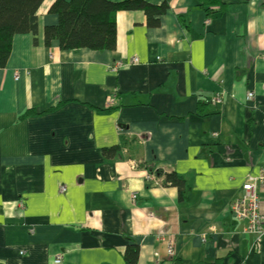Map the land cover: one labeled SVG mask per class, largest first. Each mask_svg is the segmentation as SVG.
<instances>
[{"label": "crops", "instance_id": "0c3cea01", "mask_svg": "<svg viewBox=\"0 0 264 264\" xmlns=\"http://www.w3.org/2000/svg\"><path fill=\"white\" fill-rule=\"evenodd\" d=\"M54 1L0 69V264H264L230 213L264 169V0H141L167 10L118 11L103 51L44 44Z\"/></svg>", "mask_w": 264, "mask_h": 264}, {"label": "trees", "instance_id": "16d2710c", "mask_svg": "<svg viewBox=\"0 0 264 264\" xmlns=\"http://www.w3.org/2000/svg\"><path fill=\"white\" fill-rule=\"evenodd\" d=\"M248 2L250 0H242ZM43 0H0V69L5 67L9 57L11 42L15 35H35L37 30V11ZM195 5L205 12L220 0H197ZM141 10L147 23L156 25L158 17L167 10L166 4L154 6L141 0L111 2L108 0H55L48 12L57 15L55 26L43 30V41L49 45L56 41L62 51L88 49L95 51L113 50L115 46V14L118 11ZM208 17V16H207ZM34 114L26 112L22 118ZM117 148L105 149V154H114ZM165 184L176 187L179 198L183 197L186 182L175 173L165 175ZM138 248L130 246L124 253L126 264H135Z\"/></svg>", "mask_w": 264, "mask_h": 264}, {"label": "built area", "instance_id": "2783aa9c", "mask_svg": "<svg viewBox=\"0 0 264 264\" xmlns=\"http://www.w3.org/2000/svg\"><path fill=\"white\" fill-rule=\"evenodd\" d=\"M132 63H137V59L133 58ZM122 66H124L122 62H116L114 68ZM261 183H264V169L256 176H248L238 197L230 205L232 216L237 220L244 221L246 223L245 231L254 236L256 250L259 249V243L264 238V212L261 210V199L256 191V185ZM157 239L165 244L166 255L169 258L174 257V240L165 238L162 234H159ZM60 262L61 256H57L54 263L59 264Z\"/></svg>", "mask_w": 264, "mask_h": 264}]
</instances>
